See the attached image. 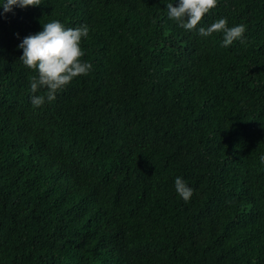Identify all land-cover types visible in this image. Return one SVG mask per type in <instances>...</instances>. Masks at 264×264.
<instances>
[{"label": "trees", "instance_id": "16d2710c", "mask_svg": "<svg viewBox=\"0 0 264 264\" xmlns=\"http://www.w3.org/2000/svg\"><path fill=\"white\" fill-rule=\"evenodd\" d=\"M167 3L0 16V264H264V0H218L192 31ZM220 18L245 42L199 35ZM53 20L88 26L93 69L34 108L18 45Z\"/></svg>", "mask_w": 264, "mask_h": 264}, {"label": "clouds", "instance_id": "9594fccd", "mask_svg": "<svg viewBox=\"0 0 264 264\" xmlns=\"http://www.w3.org/2000/svg\"><path fill=\"white\" fill-rule=\"evenodd\" d=\"M42 0H3L0 16L12 12L14 7L21 9L37 7ZM218 6V0H179L176 6L167 3L168 18L186 30H196L204 17ZM245 24L229 27L226 18H220L207 28L199 27L201 37H210L213 33L223 36L222 47H228L234 41L245 42ZM18 35V34H17ZM89 36L87 25L79 27H65L59 20L42 23V30L23 38L18 48L23 50L20 57L23 65L33 70L36 75L30 78L31 104L34 108L50 103L57 97V93L65 89L74 78L87 76L93 69L91 63L83 60L85 51L82 41ZM46 89L41 95L36 93ZM264 161V157H261ZM178 195L185 201H190L194 189L189 187L181 177L174 181Z\"/></svg>", "mask_w": 264, "mask_h": 264}]
</instances>
